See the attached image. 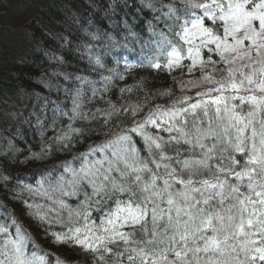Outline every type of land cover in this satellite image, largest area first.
I'll list each match as a JSON object with an SVG mask.
<instances>
[{"label": "trees", "instance_id": "trees-1", "mask_svg": "<svg viewBox=\"0 0 264 264\" xmlns=\"http://www.w3.org/2000/svg\"><path fill=\"white\" fill-rule=\"evenodd\" d=\"M31 3L0 42V264H264L252 260L264 247V117L246 111L238 123L208 110L171 128L120 129L178 95L168 52L184 61L185 30L220 31L211 19L228 6ZM113 132L119 142L77 172L75 152ZM208 183L216 193L188 198ZM121 203L142 220L107 224ZM149 246L162 258L147 257Z\"/></svg>", "mask_w": 264, "mask_h": 264}, {"label": "rangeland", "instance_id": "rangeland-1", "mask_svg": "<svg viewBox=\"0 0 264 264\" xmlns=\"http://www.w3.org/2000/svg\"><path fill=\"white\" fill-rule=\"evenodd\" d=\"M11 1L0 0L1 43L7 42L6 34L5 38L2 34L8 32L12 25ZM29 4H32L31 0H17L15 5L22 7ZM230 6L231 11L224 16L220 34L204 29L200 23H192L185 30V36L182 39L187 46L185 60L182 61L177 53H169L167 62L171 66V78L177 84L178 95L168 102L139 111L136 114H139L137 121L132 119L129 124L120 129L131 131L135 129V125L132 124L138 123L143 124V128L145 126L160 128L164 124L171 127L183 110L201 106L204 103L213 104L215 107L220 106V108H204L202 109L204 112L220 109L226 114L228 107L232 109L234 99L241 96L249 100L253 109L264 111V2L256 8L253 7L252 10L242 8L239 0H232ZM202 50L206 52V55L201 53ZM211 54H214V57ZM256 99H260L259 102ZM195 118L196 115L191 116L192 120ZM114 133L91 142L82 153L80 150L75 152L73 160L77 172L92 170L99 164L101 158L99 154L109 145L119 142V139H116L111 143L109 137ZM114 159L120 161L119 158L114 157ZM95 170L98 168L93 171ZM107 171L108 167L104 172ZM251 177L252 175L248 173L247 178ZM237 181L239 180H236V183ZM216 187L217 184L213 183L203 184L200 188H191L188 193H192L191 195L197 193L194 196L199 194L202 196L205 192L214 194ZM166 193L169 194L168 189ZM189 199L195 202V197L189 196ZM118 206L114 219L136 222L142 217L143 210L132 207L129 203L123 205L121 203ZM108 221L112 222L111 219ZM117 224L107 225L103 233L114 234ZM195 232L196 230L193 233Z\"/></svg>", "mask_w": 264, "mask_h": 264}, {"label": "bare ground", "instance_id": "bare-ground-1", "mask_svg": "<svg viewBox=\"0 0 264 264\" xmlns=\"http://www.w3.org/2000/svg\"><path fill=\"white\" fill-rule=\"evenodd\" d=\"M47 1H54V0H47ZM11 11L13 12V14L14 15H16L17 16V14H21L22 16L25 14V12H26V10L24 9V8H21V7H19L18 5H13V7H12V9H11ZM29 18L31 19L32 18V16L30 15L29 16ZM29 19V20H30ZM16 28H19V27H15V28H13V27H10L9 28V32H16Z\"/></svg>", "mask_w": 264, "mask_h": 264}]
</instances>
